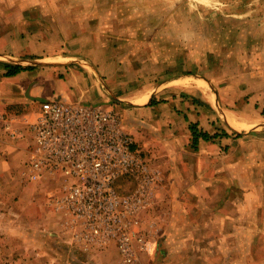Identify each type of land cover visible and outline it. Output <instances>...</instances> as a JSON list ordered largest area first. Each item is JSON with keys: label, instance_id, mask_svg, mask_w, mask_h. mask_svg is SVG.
<instances>
[{"label": "crops", "instance_id": "crops-1", "mask_svg": "<svg viewBox=\"0 0 264 264\" xmlns=\"http://www.w3.org/2000/svg\"><path fill=\"white\" fill-rule=\"evenodd\" d=\"M1 1L5 2V7L0 9V113L10 114L8 105L27 104L33 99L107 104L111 94L118 93L115 91L118 82L126 81V74L117 72L118 77H110L112 68L119 65L118 60L110 59L112 56L106 46L95 45L102 40L101 34L105 41L118 42L119 39L109 36L107 31L111 27L118 29L116 21L121 18V12L115 2L122 0H114L113 5L101 0L94 11H89L88 19L82 21L74 18L76 10L55 11L52 14L56 24L55 20L48 23L29 20L27 12L30 10L20 4L16 9L10 8L6 4L10 0ZM136 1L137 5L133 2L130 9L146 17L147 32L154 31V16L162 20L161 33L171 30L169 20L178 14L170 15V3L177 0ZM214 2L220 7L215 8L217 11H214ZM198 3L208 9L194 10L199 23L196 30L205 33L204 40L195 41L194 49H205L206 43L209 48L214 47V39L218 36L223 35L226 41L231 39L225 45L226 68L218 67L209 78L200 76L201 72L195 69L162 86L145 78L144 83L135 84L132 92L118 95L121 110L115 109L125 130L134 136L135 148L147 155L153 166L162 172L160 192L164 202L172 204H165L166 209H172L178 217L177 221L175 215L168 218L162 228V241L166 247L169 244L168 253L177 250L179 258L188 257V243L200 242L198 252L192 255L197 260L219 257L232 261L264 256L260 250L264 247V237L248 233L253 222L244 216L251 208L264 210V204L258 199L251 205L253 195L254 200L259 192L264 193V0H197L194 6ZM177 13L181 18L183 13L180 10ZM212 14L216 16L206 21L205 16ZM80 26L85 28V36L74 33V28ZM131 29L124 32L132 34ZM91 33L95 34L94 38ZM47 34L68 42L65 51L59 49L48 57L68 60L51 65L47 70L36 64L23 65L47 58L42 44V36ZM97 34L100 35L96 38ZM81 38H87L88 48L72 50L69 46L79 44ZM116 48L120 47L113 45L111 50L114 52ZM183 59L178 53L177 62ZM198 64L201 65V61ZM6 65L33 68L6 76ZM131 73L137 74L138 69ZM183 78L202 79L208 88L203 90L193 84L179 83ZM209 96L212 98H207ZM218 121L224 123L221 131L227 136L208 141L199 139L193 146L190 125L212 136ZM24 146L22 142L3 146L1 165L12 166L18 160L22 163L26 158ZM240 214L241 219H237ZM170 243L177 245L171 249ZM255 244L260 249L254 254Z\"/></svg>", "mask_w": 264, "mask_h": 264}, {"label": "rangeland", "instance_id": "rangeland-1", "mask_svg": "<svg viewBox=\"0 0 264 264\" xmlns=\"http://www.w3.org/2000/svg\"><path fill=\"white\" fill-rule=\"evenodd\" d=\"M100 1L101 0H22V2L19 1L20 3H18L17 0H10L6 2V4H8L10 8L15 9L17 8L16 5L20 4V6H23L27 11L30 10L27 12V19L29 20H40L43 23L55 20L56 24L57 20L54 18V14H52L55 13V11L65 13L69 10H76L74 18L81 21L87 20L89 11H94V9L98 7ZM196 1L197 0L172 1L173 3H170L172 9L170 15L176 13L178 17L174 16L170 18L169 25H171V30L163 33L160 31L162 20L157 19V16H154V31L152 33L147 32V28L145 27L146 17L138 16L141 12L137 15L135 10L130 9L133 2H135V4L138 3L136 0H122L121 3L115 2L114 0L105 1L107 5H113L115 2L119 6L121 12V18L116 21L118 29L111 27V29L107 31L109 36L114 37V39L118 38V42L113 40L105 41L101 34L102 40L99 41L100 43L96 42L95 45L96 47L106 46V48L110 50L107 51L110 52L112 56L110 59L116 58L118 60L119 65L114 67V69L112 68L111 74H109L110 77L114 75L118 77L119 75L116 74L117 72L126 74V81L122 80L118 82V87L115 90L118 93L116 95L111 94L109 97V103L116 109L118 108L120 111V106L122 105V103L118 102V95L132 92L136 87L135 84L144 83L145 78H151L154 85L162 86L163 84L165 85L168 80L177 78L178 76L184 77L183 74H187L188 72H195V69L197 72H201L200 76L209 78L218 67L226 68L225 60L228 52L225 45L229 43L231 39L226 41L223 35L218 36L214 39V47L211 46V48H209L208 43H206L205 46H207V48L202 50L194 49L195 41L197 39L204 40L205 34L203 31L199 33V31L196 30V26L199 23L196 22L198 17L194 10H197L199 7L208 9L205 8L203 4L200 5V3L194 6ZM4 3L5 2L2 1L0 2V9H2L3 6L5 7ZM174 3H176L175 6ZM177 6H180V8ZM213 7L214 11L220 9L215 2L213 3ZM215 8H217V10ZM41 10L43 11L40 12ZM178 10L183 13L181 18L179 17V13H177ZM143 11L144 8H142V12ZM135 15H137V17ZM214 16L216 15H206V21H211V18ZM178 18L180 19L178 20ZM112 22H115V19H113ZM165 25H168V23H165ZM178 26H180V28H178ZM129 27H132V32L136 34L124 32ZM70 29L72 30L73 28ZM84 29L82 26L76 27L74 28V33L78 32L79 35L85 36L86 32ZM120 30L122 31L120 32ZM91 34L94 38L95 34ZM26 35H28V33H26ZM98 35L100 34H97L96 38ZM42 37V40H44L42 44L43 47H45L43 53H47V58L42 56L45 58L42 61L36 63L29 61L25 62L23 65L36 64L38 67L47 70L49 68L51 69V65L65 63L68 59L62 61L50 59L48 56L56 53L59 49L65 51L68 42L66 41L65 43L61 41L59 36L54 37L47 34ZM65 38L68 39V37ZM86 42H89L87 38H81L79 44L69 47H71L72 50L78 47L81 48V50H85L90 45ZM113 45H118L120 48H116V51L113 52L111 50ZM146 46L148 49H145ZM183 47H185V50H183ZM178 53L184 57L181 62H177L176 60ZM4 59L5 58H1V61H6ZM148 59H151L150 62H147ZM199 61H201V65L198 64ZM135 68L138 69V73L132 75L131 72ZM130 78L132 80H130ZM105 79H108V77ZM109 83L112 84L111 81H109ZM41 102L42 101L38 99H33L27 104H11L8 105L7 112L14 115L30 113L36 110ZM223 124L224 123L218 121V126H215V132L211 137L216 135L217 132L223 133V131H221L225 127ZM239 147H242V144H239ZM22 163L18 160L14 165L5 167V164L1 165L0 162V264H122L121 256L113 244H110L100 251H87L70 240L69 236L62 230L60 216L54 213L52 208L46 204L47 196L45 192H42V187L36 183H25L22 181ZM251 198V205H254V201H257V199L260 204H264L263 191H261V193L259 192L257 198L254 200V195ZM165 204L162 193L158 192L155 205H152L151 208L146 210L141 216L143 228L149 229L150 224L153 223L152 233L154 235V240L151 241L152 245L150 247V252L141 253L139 255V264H181V262L184 264H264V256L260 255L240 259L237 258L232 261L230 258L219 257H202L197 260V258H193L192 255L198 252L197 249L200 242L188 243V254L190 255L188 257L183 256L182 258L180 256L179 258L177 250L175 251L176 253L173 251L174 253L171 254V250L170 253H168L169 244L166 247L164 245L165 241H162V228L167 224L168 218L171 219V217L175 215L174 220L177 221L178 217L172 209L170 211L166 209V205L172 204L170 202ZM260 209L256 207L251 208L246 211L244 216L247 219L251 218V222H253L249 226L248 233L264 237V210ZM189 214H191V212H189ZM241 217V214L237 215V219H241ZM254 222H257V224ZM204 244L210 245V243ZM176 245V243H170L171 249L174 246L176 247ZM254 247L252 252L255 254L260 248L257 247L256 244ZM260 250L264 252V247L261 246ZM209 253L213 254V252Z\"/></svg>", "mask_w": 264, "mask_h": 264}, {"label": "built area", "instance_id": "built-area-1", "mask_svg": "<svg viewBox=\"0 0 264 264\" xmlns=\"http://www.w3.org/2000/svg\"><path fill=\"white\" fill-rule=\"evenodd\" d=\"M18 142L22 181L42 187L70 240L87 251L113 244L122 264H139L154 240L153 223L143 228L141 216L163 175L135 148L115 107L46 100L27 114L0 113V157Z\"/></svg>", "mask_w": 264, "mask_h": 264}, {"label": "trees", "instance_id": "trees-1", "mask_svg": "<svg viewBox=\"0 0 264 264\" xmlns=\"http://www.w3.org/2000/svg\"><path fill=\"white\" fill-rule=\"evenodd\" d=\"M7 72H6V76H14L20 72H23V71H29V70H32L33 67H22V66H9V65H6L5 66ZM191 133H192V144L193 146H196L198 144V140L199 139H203L205 141H208L212 138H216V137H225L227 136L226 133H220V132H217L216 135H214L213 137H211L208 133L206 132H202V131H199V129H197V126L196 125H193L191 124L190 127H189Z\"/></svg>", "mask_w": 264, "mask_h": 264}, {"label": "bare ground", "instance_id": "bare-ground-1", "mask_svg": "<svg viewBox=\"0 0 264 264\" xmlns=\"http://www.w3.org/2000/svg\"><path fill=\"white\" fill-rule=\"evenodd\" d=\"M185 79V80H184ZM179 83H181V84H184V85H187V86H189V85H191V84H193V85H195L196 87H198L199 89H203V90H206V88H208L207 86H206V84H205V82L202 80V79H200V80H198V79H191V78H183V80H181V81H179ZM147 94V93H146ZM213 94V93H212ZM140 97V96H139ZM148 97H149V95H148ZM147 98V97H146ZM146 98H144L143 100H145ZM207 98H212V97H207ZM214 98V97H213ZM140 99V98H139ZM140 102H142L141 100H140ZM232 119V118H231ZM231 119H230V121H231ZM230 121H229V123H230ZM231 123H232V121H231ZM231 125V124H230ZM232 127H233V125H232ZM235 128H237V127H235ZM237 129H241V128H237Z\"/></svg>", "mask_w": 264, "mask_h": 264}]
</instances>
